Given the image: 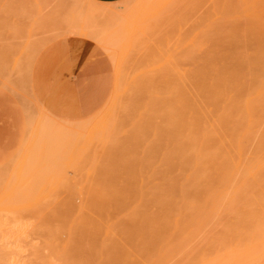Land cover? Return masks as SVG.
<instances>
[{
	"label": "rangeland",
	"instance_id": "1",
	"mask_svg": "<svg viewBox=\"0 0 264 264\" xmlns=\"http://www.w3.org/2000/svg\"><path fill=\"white\" fill-rule=\"evenodd\" d=\"M150 1L151 0H142V1L125 0L124 2H119V3H105V5L109 4L108 7H116V6H120L122 8L125 7V10L123 9V11L121 12L122 14L120 15L121 19L120 16H119L120 20L117 19L118 16L117 18L115 16V18L117 19V22L121 21V23L122 21L126 22L125 21L126 19L124 18H128L127 20L129 21H127V24L126 23L124 24L123 22V26H121L122 24L119 25L123 27V29L122 30L119 29L121 30V32L120 31L118 33L116 32L117 35L113 34V31H116V28L112 31L109 30L111 32H109L108 29L105 30L106 32L112 33V35L111 34L109 35L108 33H106L107 35H105V32H101L104 31L103 29L101 30L99 29V32L101 34L100 33L98 34V31L96 29L97 32L96 35L95 32L92 33L93 30H95V27L93 28L91 33L90 30L88 31L85 30L86 32H84L82 31L83 29H88L86 28V26L82 28L81 26L83 25L79 26V24H76V21L74 22L73 20H78L77 18L72 20L70 19L72 17L74 18L73 15L71 16V12L72 11L75 12V9L77 10L80 9L77 8V6L80 5L81 3L85 4L86 0H79V2L78 0H0V197H1L0 206L3 205L2 206L3 208L7 205L4 203H6L7 202L6 200H8L9 198L8 197L6 198L5 195H11L10 193L12 192L14 193V191H15L14 196L17 197L19 196V198L21 196L23 197V198L21 197L22 198L21 201L19 198L18 201H15L14 198H16L17 200V197H14L12 199V201L14 200L13 201L14 204L16 202L17 205H19L18 208L10 205V207H12L11 210H13L10 211L13 213H10V211L7 210V208L5 209L3 208V210L0 209V250H1L0 258H2L3 256L6 258V259L3 258L4 261L1 260L0 264H2V262L3 263L6 262L7 264L9 263L11 264V262L13 264H29V263L30 264H56V263L58 264H189L188 261L194 258L193 255L195 256L194 259L195 262H193L192 260L193 262L192 264H195L197 261H198L197 263H199V261L205 257L202 256L201 258L200 253L202 254L203 251L204 254L205 255L208 254L207 257H209L210 252L211 255L213 254L216 255L218 251L222 253L223 251H228L231 248H234L235 246H237L241 250L250 248L249 250L251 251L249 252L250 253L252 252L255 255H260L261 253H264V251L261 252L262 250H264V171H262L264 170L263 167L264 156L263 158H261L262 157L261 155L262 154L264 155V111H263L264 110V72L263 70L261 71L262 76L246 79L245 78L246 75L244 74L243 75L244 77H242V74L248 72L249 70H252V65L247 63L248 67L246 71L244 70L245 68L241 70V67H239L238 65L239 64L238 61H240L241 63L250 61L253 64V66L255 65L254 69H258V67L256 66L259 65V63L261 64L262 61H264V33H262L264 32V26L262 27V25L264 24L263 22L264 0H158V1L153 0L155 2H159V6H156L158 5L157 3ZM145 2H147V4L150 3L149 6L145 7L144 5L146 4ZM168 3H170L171 5ZM38 4L40 6L39 10H38L39 8ZM40 4L42 5V7H44L43 13ZM93 4H91V6H96L95 5L96 3ZM80 6L81 9L85 8L87 11L85 5L81 4ZM81 9L79 10L78 13H80L79 14L80 17L82 16L84 17V15H81L80 11L84 13V11ZM152 9L153 12H151ZM166 9L171 13H169ZM86 11L84 14L87 17ZM246 11H248V13ZM253 11L256 13H254ZM38 12H41L42 14ZM45 12L46 15L44 14ZM74 12H72V14H74ZM141 12H143V14H141ZM155 13H156L155 15L156 18L154 17ZM38 14L39 16L37 17ZM245 14H248V17L249 16L253 17L254 15V18H250V17L248 18ZM43 15L45 16L43 17ZM238 15L243 16L242 22H240L241 19L239 20ZM57 16L59 18H56ZM51 17L53 18L54 21L51 19ZM235 17H237L238 19H235ZM68 18L70 19V21ZM100 18L103 19V17ZM109 18L105 17V19H108V22L109 21L112 22V18L115 21L114 17H109ZM164 18L166 19V21ZM257 18H259L260 22H258V25L257 24L255 25H257V29L259 28L258 26L262 27L263 31H259L261 30V28L257 30L256 26L253 27L254 24L249 23L250 21L248 19H255V23H256ZM96 20H98V18ZM104 20H101V22L102 21L105 22L104 24L108 23L107 21ZM50 21L52 22V24ZM79 21H77V23ZM251 21L254 22V20ZM32 22L33 25H31ZM110 22L109 24L111 25ZM116 23L113 22L112 24L115 25ZM158 23L160 24L158 25L159 27H157ZM80 24H82V21ZM104 24H101V26ZM136 26L137 28H135ZM97 27L98 26H96V28ZM124 28H127V32H125L126 30H124ZM120 33L123 34V36L120 35ZM124 35L126 36V38ZM73 36L90 39L94 43L97 42L96 44L99 47H101V50L107 55L110 61L111 73L113 76V90L110 94V97L105 102V104H103L101 107H99V109H97L93 113L81 117H66L51 111L38 97L33 82L35 66L41 53L52 43L64 39L66 37H73ZM113 37L116 39H114ZM105 45L106 47H104ZM112 45L114 46L113 48H111ZM105 48L107 49L105 50ZM119 61H120L121 73L118 71ZM122 62H124L123 63L124 65L121 66ZM236 64L238 65V68H233V69L237 70L235 72L237 73V77L239 78L241 77L240 80L242 84H244L245 80H247V83H245L246 86L244 85L240 86L241 83L239 82L240 83L239 84L238 81L234 83L236 85L239 84L238 86L239 91L240 88L246 87L245 89H243L246 90V95H244L243 93L244 91L240 92L243 93V95L241 94V96L243 97V101L242 100L238 101L236 99L237 103L240 104V106L238 105L237 107V105L233 103L237 107V111L239 112L238 108H240V111L242 113L237 114L236 110H234L236 108L234 109L231 108L230 110L229 109L230 106L229 105L227 106V104L231 102L228 103L227 101L224 102L223 104V100L225 101V99L227 98L228 100L230 99V101L235 100L232 97L230 98V96L234 95L235 93L234 89H232L234 90V93L230 95H228L229 93L227 94L225 92L227 91V89H229L228 87H231V84H229L228 86L229 83L228 79H227L228 81L223 80L228 77L227 74H230L228 73L230 70H228L227 74L225 72L226 76L225 74L223 75L226 78H224L223 76L220 77L217 76L218 78L216 77L217 84L219 82L218 85H220V87L222 86L221 90L224 91L228 95V97L223 98L224 97L223 96L222 97L223 100L218 99L219 102H217L216 95L219 90L216 89V92L213 94V88L208 87V91L206 89L205 93L207 95V92H209L208 96H211L210 97L211 100L208 97L207 99H204L205 97L203 99H200L201 101L206 100L204 106L209 105L207 106L209 110L206 109L207 111L206 115L205 113H203L205 115L204 118L203 114H199V111L202 110H200L198 106L196 108L194 106L195 102L193 100L195 99V101L198 102V100H196V95L198 93L194 88L195 82L198 84L197 85L198 87L199 86L198 80L200 79L201 81L202 79L204 84L213 87V81H212L213 75L216 76V74H223L222 71L227 70L226 69L227 66L229 67V65H233L231 67L234 66L236 67L237 66ZM262 64L263 65L259 66V69L264 68V63ZM244 65L247 66L246 64ZM231 67H229V69H231ZM116 69L119 72L118 74L116 73ZM253 73H255V71ZM119 74H121L120 76L124 77L125 80L126 77L127 80L131 78L130 81L128 82L129 86L126 83L127 80L125 82L126 84L122 80L120 81L122 90L124 88L125 93L130 90L129 89L131 88L130 85H132L131 82L132 81L135 82L134 83L135 86L132 87L133 89L131 88L132 90L131 93L129 94V96L134 95L133 97H130V102L131 101L134 102L132 103L133 105L135 104L136 106L135 109H132V106L130 105L132 103L129 102V104H127L129 101V100L127 101L126 99L128 98L127 93L125 94L124 90L123 92H121L120 86H119L120 87L119 90L117 88V86L119 85V84L116 85V83H118L117 80H120L119 79L120 76L118 77ZM257 74L259 75V73ZM250 75L252 77V74ZM3 77L4 79H2ZM203 77L204 79H206L205 81ZM220 78H223L222 82H220L221 81ZM235 78L236 75L234 76L233 79ZM6 79L8 80V82ZM185 79L188 81H186ZM207 79H209V81L210 79H212L210 82L211 85H209L210 84L209 82L206 83ZM2 81L5 83H3ZM121 82L124 83V87ZM27 83H30V85ZM186 83L189 84V86L191 87L190 92L192 94L189 91L187 92L190 93L191 97H194V99L192 100L194 104L192 103L190 97L189 98L187 97L186 95L187 92L184 91L182 87L183 84L185 85ZM125 85L127 89L125 88ZM201 86H203V84ZM224 86H226L225 87L226 90ZM187 87L188 86H186L185 88L188 90ZM174 88H178V92L181 93L180 94L178 92L177 93L180 95L181 99H185V101H187L186 104L188 103L187 106L189 105L188 108L191 109V112H189V114L193 113L196 114V116L199 115L197 117H199L201 121L205 120V124H207V126L209 127L210 125H208V123L206 122L214 119L212 120L214 121V123L211 121L212 122V124L210 122L211 127L208 129L209 132L210 129H212L211 136H209V133H205L206 137L207 135L209 136L207 137L208 141H210L211 138H213L214 141L212 140L211 141L216 142L215 141L216 137L217 140H219L220 138L222 139L224 138L223 140L226 139V137L228 136L227 134L230 132L225 134L223 132L224 127L229 126V129L226 127L225 131L227 129H228L227 131L233 130L230 129V127H232L231 126L232 124L233 126H235L234 124L237 122L234 121L235 123L234 122L230 123L231 125L226 124L227 122H231L229 121L231 116H234L236 120H238L237 117H239V121L242 120V122L244 119V123L238 122L240 124L238 125L241 126V128L242 127L244 128L241 129L240 132L242 133L244 132V134L247 133V139H245L246 140L245 143H247V146L246 144L245 147L244 145H242L243 153H245V148L247 147L246 148L247 157L246 159L244 158V160L246 161L244 160L239 161L240 160L239 155L236 154L238 152H235L234 150V145L237 146L240 144L239 142L242 141H239L238 144H236L237 142L234 144V141L231 140L232 142L229 144L233 148H230L229 146V149L227 150L229 151V153H232L230 152V149H232V151L234 150L233 154L235 157L236 155H238L239 160H237V162H239L240 165H242L244 161V165L242 166L247 167L243 169V171L245 170L244 173L241 172L242 170L240 169L241 167H239L240 171L236 169L237 171L240 172V174H233L234 172L232 173V170H230L231 165H229L231 161L228 158H230V156L233 157V155H230L227 158L226 156L227 151L225 149L226 147L225 145H224L225 150L223 149L222 151H220L221 154L219 155L221 158L223 154L224 155L226 154L225 156L222 157V161L226 165L225 167L226 170L225 171L222 169L220 170V165H218V162H220V160L219 159L214 160L215 158L213 157L214 153L216 154L218 151L213 153L211 148L209 147L212 144L210 143L208 148L206 147L207 149L210 150V156L208 155L207 160L205 159L204 164H202V166L200 167L201 169H199L200 171L197 172L198 174L197 173H196L197 175L193 174L191 168L189 172H187L186 174L185 179H187V182L190 179V175L192 176L195 175L193 176L195 178V180H193L195 181L194 188L191 185L192 188L189 187L191 189H188L187 186H189L190 184L187 185L185 183L186 184L185 186L181 187L180 185V187H178L180 188V190H178L177 188L172 192L171 195L168 194L171 193V190H165V191L160 190L165 187L164 183H166L170 178L174 179L173 181H175L176 183H178L177 181H180L181 184L182 182L184 183L185 179L181 177L182 176L181 173L184 174V171H186L187 169L184 168L185 167L184 165L185 163L187 164L189 161L188 162L184 161L185 157L183 156L184 153L182 152L184 151L183 149L184 143L185 144L188 143L187 134L188 132L190 133V130H192L191 128L189 130L190 125L189 124L186 125L185 123L193 124V121H199V119L198 120L194 119L193 116L188 115L186 118L184 117L185 116L184 115L183 117L180 118V121L183 122L184 124L179 123V116L175 117L174 114L176 110L175 112L173 111L170 112L169 115V110L170 109L172 110L173 106L175 107L176 105L177 108V106L180 107L182 105L181 103L179 104L181 99H178L179 102H177L178 104L174 103L175 105H170L169 104L170 102H168V105L166 106L165 105L166 102H163L165 101L164 97L170 96L171 94L173 96V92L176 91L174 90ZM199 91L200 90H198V92ZM185 92L186 94H184ZM193 92H195L196 94L193 95ZM175 93L174 95L177 94ZM220 96L222 95L220 94ZM118 97L119 99H117ZM161 97L164 98L163 101ZM121 98L123 101L122 100L120 101ZM245 98H247V100L250 101L252 105V109L250 111L251 113H253V118H254L253 121L254 123L252 124H250V120H249L250 113L244 109L246 104V103L244 104ZM167 99L169 98L167 97ZM170 99L172 100L171 97ZM117 100L120 105L119 106L117 105L116 109L117 108L119 109L121 107H123L124 109V112L122 110L121 112H119V114L122 115L124 113H127V116L129 117V115H131L133 111L134 113L129 118H127V116L124 114L125 119L124 118L122 119V123L124 120L125 122L123 124L122 123L118 124L116 121V125L118 124L119 126L117 127L115 126V128L117 129L114 128L112 132L111 138L113 137V139H111L110 141L111 143L108 142L109 144L106 145H102L99 143L98 145L94 146L92 150H90L91 154H87V155L90 157V155L92 156V154L95 151L97 160L94 157L95 155H93L94 157L93 159H95L96 161L95 160L90 161L89 159L87 162L86 161H82L81 163L79 162V165L81 164L83 167L79 165L77 167V164H75L77 168L71 165L69 167L63 166L62 172L65 176L64 183L58 187L56 193L52 194L51 193L52 183L50 182L51 183L50 185L47 181V179L49 178L46 179L45 176H47V174L53 170L52 167H54L53 164L55 162L56 165L59 164V166L60 164H62L63 161L59 163L60 160L56 159V157L61 156L60 152L61 154H63L62 153L63 148L64 147L70 148L73 145H75L74 144L76 143L74 137L75 132L73 133V131H77L76 129L78 128L79 130L76 132V135H78L79 133L81 135L82 133L83 134L85 133L84 135H82V138L85 139L86 134L89 133L88 132L89 129L91 127H95L99 123L98 121L100 119H101L100 121L104 120L106 115H108L109 112L112 110L113 105L111 106V102L112 104H117L116 102ZM152 102L154 104L158 102L159 103L157 105L155 104L154 106H152L153 105ZM39 103H41V106ZM200 103L201 102H199V104ZM218 103L219 104L221 103L222 109L219 107ZM107 104L108 106L110 105L111 107H108ZM161 104L165 105L166 107L164 106L165 108L164 107L162 108ZM43 105L46 107L45 110H42V108L43 109L45 108ZM124 105L129 106V109H127V111L129 112H125V109L128 108V106L124 108L125 107ZM169 105L171 106V108ZM211 105H213V107L215 106V108L211 107ZM230 105H232V103ZM36 106H40L41 108L40 111ZM187 106L185 105V107ZM235 106H231V107H235ZM225 107L227 108V110L224 109ZM197 108L199 109L198 113L196 111ZM114 109L113 111L115 115L118 116V114H116V111L118 109L117 110ZM202 109H204V107ZM212 109L214 110L212 111ZM103 110L105 111V113ZM41 111L43 112L44 116L45 113L46 115L48 114V116L50 115L55 116L52 117L54 120L51 118V116L49 117L51 119L48 120L47 118L48 116H46L45 118H47L48 122L49 121L57 122L58 121L57 119H60L59 121L62 122L63 125L62 124L59 125L60 122L58 121L56 127L61 126L62 128L59 127L61 129L60 131L61 134L58 133L59 135L57 134V136H56V131L59 132L58 127L57 128L55 127L57 129L55 133L54 131H52L54 129L53 127H52L53 129L49 131V133L52 132V134H47L48 132L46 131L47 137H49L48 139L50 140V142L51 140L53 141V143L56 142L54 143V145H52L53 148L56 146L55 149L52 150V147L48 148V150L51 149V151H53L51 152L49 150L48 152H51V154L55 153L54 154V156L56 155L55 160L53 159L54 156L51 155L50 153H49L50 157H48L49 155L46 152L47 145H45V143L43 144L41 143L46 138L44 134H43V138L39 142L44 146L41 145L39 147L40 144L37 145L40 149V152L42 150L41 149L42 147L45 148V152L48 156L45 155L44 149L42 151L46 156L45 158L47 160L53 157L51 160H49L50 162L52 161L51 162L52 165L51 167H49L50 169L47 166H50L51 163L46 160L44 161H46L47 166L46 164H44V168L43 166L42 167H40V165L38 166V168L40 167L43 169V170L40 169L41 171L38 172L42 173V171H44V173H42L41 175L42 176L43 174L45 175L43 177H40L41 175L38 173L39 177L45 178L46 180V181L45 180L41 181L42 179L39 180L40 178H38L39 184L40 182H42V184L45 183V185H47L50 188V190H47V187L42 184H41L42 186H40L41 189L38 188V186L37 187L34 186L37 185L38 183L33 184L34 190L35 188H38L40 189V191L42 190V193H39L40 191L38 192L37 189H36L37 192L33 191V189L31 188L32 190L29 191V194L27 193L28 196L29 195L33 196L32 198H30L31 196L28 197L26 196L27 194L25 195L23 191H20L22 185L19 184L20 182H18L17 177L15 178L14 173H15V166L21 160V157L23 156L22 154L25 153L27 146L32 140L33 132L35 131L34 125L36 126L39 118L43 116ZM166 111L168 112V114ZM184 111H182V113H184ZM208 111L211 113L209 114ZM228 111L229 113H231V115L228 114ZM177 112L180 114L179 111ZM225 113L227 117L223 121ZM219 114L222 116H220ZM214 115L215 117H213ZM218 115L220 117H218ZM206 116H208L209 119L206 118ZM95 117H99L100 119L95 120L97 119ZM119 117L121 116L119 115ZM138 117H140V119ZM240 117H242L241 120ZM28 119L33 121H31V123L27 122L28 123L27 124L25 121H27ZM36 119L37 122L34 121ZM41 120H43L44 122L47 121L46 119L44 120V117H42ZM86 120L89 123L91 122L92 126L88 122H86ZM63 121L66 122V125L64 124ZM118 121H120V119ZM32 122H34V125ZM68 122H70V124ZM78 122L80 123L78 124ZM93 122H96V125H94L95 123L93 124ZM53 123L52 125L54 126ZM75 123H77V125H75ZM84 123L85 125L86 123H88L89 127L91 126L87 131L86 129H83L87 133L81 132L80 130V127L85 126ZM31 124L33 126H31ZM47 124H49V127L51 128V124L46 123V126H48ZM180 124L185 125V127L187 126L186 129L188 132L185 130L186 135L184 133L185 127ZM215 124L219 128V131L220 130L222 131L221 133L222 137L218 135L220 137L219 139L217 136L218 130L216 129ZM221 124L222 126H220ZM42 125H43L42 128L46 129V127H44L45 124L43 123ZM30 126L32 129L34 128L33 132L32 129H30L31 133L29 132ZM49 127H47V130L50 129ZM68 127L69 129L72 130L73 133L71 134L70 132L71 135L70 138L73 137L71 139L75 141V142L73 141V144H69V145L66 144L68 140L67 141L64 140L62 143L58 142L63 140L62 138L64 139L68 138L67 137L69 135L67 133ZM87 127L88 126H86V128ZM199 127H197V129ZM66 128L67 131L65 130ZM24 129H28V130L25 131ZM62 129L64 133H66V135L68 134L67 136H65L64 133L62 134ZM197 129H194L195 136L197 133L200 132V131L196 132ZM115 130L116 132H114ZM205 130L207 131L206 128L204 129V131ZM234 130L236 129L234 128ZM244 130L246 131V133ZM235 132H237V130ZM235 132L232 131V133ZM29 133L32 136L30 135L31 140L28 143V141H25V138L26 140L30 139ZM232 133H230L229 135H231V137H233L234 140L235 135L232 136ZM192 134L193 133H191V135ZM244 134L241 135V138H239L240 136L238 137L236 135L237 139H241V140L244 139V137L242 138V136H246ZM81 135L78 136V139L76 136V139L79 140L80 138L81 140ZM58 136L60 138H58ZM205 136L201 135V142L198 140L199 141L198 145L197 142L193 140L195 139V137H192L193 139L191 138V142L194 141L195 145L199 146L197 147L198 150L200 149L199 152L201 151V148H203L205 152L203 153L208 154L209 151L206 152L205 149V146L208 145V143L206 145L207 141H205L206 139ZM54 138L58 140H54ZM228 138L227 141L230 140ZM84 139L81 140V143ZM197 139L198 138L196 137L195 140L197 141ZM182 140L184 141L183 144H182L183 142ZM223 140L222 142H220L222 143V145H223ZM26 142L28 145L26 144ZM46 142L48 141L46 140ZM53 143H49V144H53ZM58 143L59 144L61 143L60 144L61 147L58 145L59 149L62 148L60 152L57 147ZM79 143L76 144L79 145ZM201 143L203 147L201 146ZM216 143L218 144V142ZM24 144L26 145L25 147ZM192 145L194 146V144ZM212 145H213L212 148L219 149L217 146H215L216 144L215 145L212 144ZM56 149H58L57 150V152H59L58 155L55 151ZM187 151H185V156H187L186 155ZM190 151L191 150H189L188 153ZM194 151L196 150L194 149ZM194 151L193 153L196 154L197 156L198 153L197 152L195 153ZM43 153H41L40 156H43L42 155ZM64 154H63L64 157L70 155V154L68 155L67 154L64 155ZM190 154L191 153H189L188 156ZM40 156L39 154H37L34 158L36 157L38 158ZM196 156L193 157V159L196 158ZM191 157L192 154L188 158ZM210 157H212V160ZM90 158L92 159V157ZM199 159L200 158H197V160ZM260 159H262L263 161H261ZM44 161H42V163ZM68 161L69 160H67V162ZM233 161L234 160L232 159V162ZM36 162H38V160ZM36 162L34 166L37 165ZM67 162H65V164H67ZM256 162H258L259 165ZM260 162L262 164L261 168H260L261 165ZM38 163L40 164V161ZM191 163L193 162H189L187 167H189V165L191 166ZM255 164L257 168L259 167V169L256 168ZM233 165L232 167L235 168L237 163L234 166ZM205 166H207L206 168H208V166L211 167H209L210 169L209 168L206 169ZM216 166L219 169H217ZM203 167L205 168V171ZM92 168H94L93 171H91ZM192 168L193 170H195L198 167L192 164ZM236 168H238V166ZM47 169H49L50 171ZM57 169L59 170V168ZM253 169H257V170L252 171ZM46 170L49 172H47ZM56 171L54 173H56ZM89 171L91 172V174ZM50 174L48 176H50ZM52 176L53 175H51L50 177L53 178ZM35 178H37V176ZM35 178L33 177V179ZM166 179L168 180L166 181ZM11 185L12 186L16 185V186H13L12 188ZM42 187H46V188L43 189ZM185 187L187 188L183 190L182 188ZM9 189L11 191H9ZM13 189L14 191H12ZM44 190L45 193L48 192L49 194L50 192L52 194L50 199L44 200L42 199V197L40 198V196H43L42 194ZM102 190H104L107 193L105 195L101 194L102 192H104ZM151 190H154L155 193L154 191L150 192ZM31 191H33L34 193H32ZM90 191L91 192L93 191L94 194L90 193ZM112 191L113 192L116 191V193L115 192L113 193ZM144 191L146 193L149 192L151 200L148 199L149 195L147 196V194H145ZM7 192L8 194H6ZM96 192L98 196L96 195ZM136 193L141 195L140 196L136 195ZM36 194L39 196L37 197ZM151 194L153 195L156 194L157 196L152 195L154 197L153 198ZM106 195L107 196L109 195V198ZM136 196H138L137 197L138 199L136 200L135 198V200L132 201L133 197ZM36 197L38 200L37 203L35 202ZM143 197H144V201L142 200ZM157 197L158 199H156ZM159 197L160 198L163 197L161 199L165 201L166 204L165 202L160 200ZM33 198L35 199L34 201H32ZM95 198L98 200V202L97 200H95ZM171 198L174 199L173 203L170 201ZM99 199L100 200L103 199V200L100 201ZM104 199L106 200L104 201ZM158 201L159 202L161 201V204H158ZM27 202L29 206H27L26 204ZM22 203H24L25 205L23 206ZM122 203L123 205H121ZM157 204L159 205V207L157 206ZM94 205L97 208H95ZM6 207H8V205ZM104 208L106 209L104 210ZM6 211L9 212L10 214H7ZM134 211L135 212L139 211L140 213L139 212L135 213ZM135 214L137 215L135 216ZM129 216L131 217L133 216L134 219ZM136 220L137 222H135ZM135 225L137 226V228ZM119 229H123V230H119ZM114 231H116L117 233H115ZM124 234L127 235L125 236ZM143 242L144 243L146 242L147 244L146 243L144 244ZM227 246L228 248H226ZM194 251H196L197 253ZM191 254L193 255L190 256ZM56 256L58 257L57 259Z\"/></svg>",
	"mask_w": 264,
	"mask_h": 264
},
{
	"label": "bare ground",
	"instance_id": "2",
	"mask_svg": "<svg viewBox=\"0 0 264 264\" xmlns=\"http://www.w3.org/2000/svg\"><path fill=\"white\" fill-rule=\"evenodd\" d=\"M141 1H142V0H141ZM151 1H153V0H151ZM151 1H150V2H151ZM155 1H158V0H155ZM155 1H153V2H155ZM78 2H79V0H78ZM83 2H84V1H83ZM86 2H87V4H86ZM86 2H85V4H84V3H81V4L85 5V7L87 8V11H86L85 8H84L85 10H84V9H81V6H80L81 4L78 5L77 8H80L81 10H83L84 13H85V11H86V12H87V17H86V15H85L82 11H80V12H81V15H84V17H83V16L80 17V15H79L80 13H78L80 9H78V10L75 9V12L72 11V12H74V14H72V12H71V16L73 15L74 18H73V17L70 18L71 20L77 18L78 20H73L74 22L76 21V24H79V26L83 25V26H81L82 28H84L85 26H86V28H88V29H83L82 31L86 32V31L90 30V33H91L92 30H93V28L95 27V30H93L92 33L95 32L96 35H97L96 29H97V31H98V34L100 33V32H99V29H100V30L103 29L104 31H101V32H105V35H107L106 33H108L109 35H110V34L112 35V33H109V32H111V31L114 30L115 28H116V31H113V34H114V35H115V34L117 35V33H118L119 31L121 32V30L123 29V27H121V26H123V22H124V21H122V23H121V21H118V22H117V19H119V16L122 15L121 12L123 11V9L125 10V7H124V6H123L124 8H122V7H120V6H116V7H108L109 4H108V5H105V3L96 2V1H94V0H86ZM122 2H124V1H122ZM128 2H129V1H128ZM93 3H96V4H95L96 6H91V4H93ZM145 3L147 4V2H145ZM148 3H149V2H148ZM155 3L158 4V5H156V6H159V2H155ZM155 3H154V4H155ZM160 3H161V2H160ZM141 4H142V3H141ZM146 4H144L145 7L149 6L150 3L147 4V5H146ZM154 4H153V5H154ZM161 4H162V3H161ZM166 4H167V2H166ZM168 4H170V3H168ZM177 4H178V2H177ZM40 5H41V4H40ZM93 5H94V4H93ZM153 5H152V6H153ZM170 5H171V4H170ZM38 6H39V4H38ZM79 6H80V7H79ZM167 6H168V5H167ZM167 6H166V7H167ZM150 7H151V6H150ZM43 8H44V7H42V5H41L42 13L44 12V11H43ZM82 8H83V7H82ZM136 8H137V7H136ZM136 8H134V9H136ZM156 8H157V7H156ZM169 8H170V7H169ZM174 8H175V7H174ZM39 9H40V6H39L38 10H39ZM46 9H47V8H46ZM46 9H45V10H46ZM127 9H128V8H127ZM132 9H133V8H132ZM167 9H168V8H167ZM167 9H166V10H167ZM247 9H248V8H247ZM47 10H48V9H47ZM47 10H46V11H47ZM173 10H174V9H173ZM40 11H41V10H40ZM76 11H77V12H76ZM131 11H133V10H131ZM139 11H140V10H139ZM145 11H146V9H145ZM167 11H168V10H167ZM167 11H166V12H167ZM248 11H249V10H248ZM248 11H246V12L248 13ZM133 12H135V11H133ZM137 12H138V11H137ZM151 12H153V9H152ZM151 12H150V13H151ZM166 12H165V13H166ZM168 12H169V11H168ZM250 12H251V11H250ZM253 12H254V11H253ZM38 13L42 14L41 12H38ZM61 13H62V12H61ZM169 13H171V12H169ZM254 13H256V12H254ZM35 14H36V13H35ZM44 14L46 15V12H45ZM49 14H50V12H49ZM69 14H70V13H69ZM126 14H127V13H126ZM130 14H131V13H130ZM130 14H129V15H130ZM132 14H133V13H132ZM135 14H136V13H135ZM137 14H138V13H137ZM141 14H143V12H141ZM166 14H167V13H166ZM45 15H43V17H44ZM53 15H54V14H53ZM55 15H56V14H55ZM78 15H79V16H78ZM133 15H134V14H133ZM144 15H145V14H144ZM155 15H156V13L154 14V17H155ZM162 15H163V14H162ZM167 15H168V14H167ZM169 15H170V14H169ZM240 15H243V14H240ZM240 15H238V18H239V20L241 19L240 22H242V20H243L242 17H243V16H240ZM245 15L248 17V14H245ZM249 15H250V14H249ZM38 16H39V14L37 15V17H38ZM50 16H51V15H50ZM59 16H60V14H59ZM71 16H70V17H71ZM76 16H77V17H76ZM115 16H116V18H117V16H118V18L116 19ZM123 16H124V15H123ZM123 16H122V17H123ZM131 16H132V15H131ZM160 16H161V15H160ZM170 16H171V15H170ZM239 16H240V17H239ZM256 16H257V15H256ZM256 16H255V18H256ZM258 16H259V14H258ZM48 17H49V16H48ZM78 17H79V18H78ZM100 17H103V19L100 18ZM105 17H108V18H109V17H114V18H115V21H114L113 18H112V22L109 21V22L111 23V25H110L109 22H108V19H105ZM126 17H127V16H126ZM140 17H141V16H140ZM167 17H168V16H167ZM173 17H174V16H173ZM249 17H250V16H249ZM249 17H248V18H249ZM35 18H36V17H35ZM40 18H41V17H40ZM49 18H50V17H49ZM56 18H59V17L57 16ZM56 18H55V19H56ZM83 18H84V19H83ZM97 18H98L99 22H98V20H96ZM99 18H100V19H99ZM130 18H131V17H130ZM155 18H156V17H155ZM162 18H163V17H162ZM238 18L235 17V19H238ZM250 18H254V15H253V17H250ZM259 18H260V17H259ZM259 18H257L256 23H255V19H248V20L250 21L249 23L254 24L253 27L256 26V29H257L258 22H260ZM51 19L53 20L52 17H51ZM68 19H69V18H68ZM68 19H67V20H68ZM70 19H69V21H70ZM79 19H80V21H79ZM104 19H105V20H104ZM109 19H110V18H109ZM120 19H121V16H120ZM120 19H119V20H120ZM124 19H126V20H125L126 22H124V24H125V23L127 24V21H129V20H127L128 18H124ZM133 19H134V18H133ZM164 19H165V18H164ZM167 19H168V18H167ZM262 19H263V18H262ZM37 20H39V19H37ZM93 20H96V21H93ZM101 20L107 21L108 23L104 24L105 22H103V21L101 22ZM156 20H157V19H156ZM251 20H254V22L251 21ZM33 21H34V20H33ZM53 21H54V20H53ZM73 21H72V22H73ZM77 21H79V22L77 23ZM81 21H82V24H80ZM131 21H132V20H131ZM152 21H154V20H152ZM161 21H162V20H161ZM165 21H166V19H165ZM30 22H31V21H30ZM45 22H46V21H45ZM47 22H48V21H47ZM50 22H51V21H50ZM67 22H68V21H67ZM74 22H73V23H74ZM94 22H97V23H94ZM113 22H114V23L117 22V23H116L115 25H113V24H112ZM119 22H120V23H119ZM148 22H149V21H148ZM263 22H264V21H263ZM98 23H99V24H98ZM100 23H101V24H104V25L101 26ZM161 23H162V22H161ZM51 24H52V22H51ZM95 24H96V26H98L97 28H96ZM108 24H109V25H108ZM120 24H122V25L119 26ZM131 24H132V23H131ZM162 24H163V23H162ZM252 24H251V26H252ZM255 24H257V25H255ZM259 24H260V23H259ZM261 24H262V23H261ZM31 25H33V22H32ZM68 25H69V24H68ZM74 25H75V24H74ZM74 25H73V26H74ZM107 25H108V26H107ZM112 25H113V26H112ZM117 25H118V26H117ZM158 25H160V24L158 23V24H157V27H159ZM73 26H72V28H73ZM76 26H77V25H76ZM76 26H75V27H76ZM100 26H101V27H100ZM104 26H105V27H104ZM114 26H115V27H114ZM134 26H135V25H134ZM161 26H162V25H161ZM263 26H264V24L262 25V27H263ZM32 27H33V26H32ZM68 27H69V26H68ZM70 27H71V26H70ZM81 27H80V28H81ZM107 27H109L110 29L107 28ZM113 27H114V28H113ZM120 27H121V28H120ZM124 27H125V26H124ZM132 27H133V26H132ZM138 27H139V26H138ZM141 27H142V26H141ZM155 27H156V26H155ZM258 27H259V28H258L257 30H259V29L261 28V30H259V31H263L262 27H260V26H258ZM82 28H81V29H82ZM89 28H91V29H89ZM117 28H118V30H117ZM127 28H128V26H127ZM127 28H124V30H126L125 32H127ZM135 28H137V26H136ZM135 28H134V29H135ZM30 29H32V28H30ZM106 29H108V31H109V30H111V31L106 32V31H105ZM119 29H121V30H119ZM132 29H133V28H132ZM71 30H74V29H71ZM71 30H70V31H71ZM85 30H86V31H85ZM124 30H123V31H124ZM135 30H136V29H135ZM139 30H140V29H139ZM154 30H155V29H154ZM254 30H255V28H254ZM137 31H138V30H137ZM116 32H117V33H116ZM129 32H130V31H129ZM129 32H128V33H129ZM29 33H30V32H29ZM72 33H73V32H72ZM88 33H89V32H88ZM262 33H264V32H262ZM100 34H101V33H100ZM103 34H104V33H103ZM125 34H126V33H125ZM130 34H131V33H130ZM18 35H19V34H18ZM120 35L123 36V34H121V33H120ZM83 36H84V33H83ZM124 36H125V35H124ZM128 37H129V36H128ZM136 37H137V36H136ZM178 37H179V36H178ZM17 38H18V37H17ZM102 38H103V37H102ZM113 38H114V37H113ZM123 38H124V37H123ZM123 38H122V39H123ZM125 38H126V36H125ZM134 38H135V37H134ZM143 38H144V37H143ZM103 39H104V38H103ZM114 39H116V38H114ZM105 40H107V39H105ZM111 40H112V39H111ZM123 40H124V39H123ZM136 40H137V39H136ZM129 41H130V40H129ZM133 41H134V39H133ZM96 43H97V42H96ZM24 44H25V43H24ZM24 44H23V45H24ZM117 44H118V43H117ZM104 47H106V45H105ZM113 47H114V46L112 45L111 48H113ZM106 49H107V48H105V50H106ZM109 49H110V48H109ZM113 50H114V49H113ZM120 50H121V49H120ZM127 51H128V50H127ZM20 54H21V53H20ZM113 54H114V53H113ZM118 54H119V53H118ZM116 55H117V54H116ZM116 55H115V56H116ZM119 55H120V54H119ZM119 55H118V56H119ZM166 55H167V54H166ZM110 56H111V55H110ZM115 56H114V57H115ZM112 57H113V55H112ZM114 59H115V58H114ZM122 59H123V58H122ZM116 60H117V59H116ZM247 61H248V60H247ZM115 62H116V61H115ZM125 62H126V61H125ZM238 62H239L238 65H239V67H241V70H243V69L245 68V69H244L245 71L247 70V67H248V64H247V63H249V64L252 65V70H249L248 72H246L247 74H246V73H243V74H242V77H244V76H243L244 74L246 75V77H245L246 79H251V78H253V77H259V76H262V72H261V71L263 70V72H264V68H263V69H259V66H260V65H263L262 63H264V61H262L261 64L259 63V65L256 66V67H258V69H254L255 65L253 66V64H252L250 61L245 62V63H243V62L241 63L240 61H238ZM117 63H118V62H117ZM117 63H116V64H117ZM123 63H124V62L121 63V66L124 65ZM235 63H236V62H235ZM18 64H19V63H18ZM242 64H243V65H242ZM244 64H246L247 66H245ZM257 64H258V63H257ZM15 65H16V64H15ZM236 65H237V64H236ZM238 65H237L236 67H235V66H234V67H231V66H233V65H229V67H231V69H232L233 71H232L231 69H229V67L227 66V68L225 67L227 70H225V68H224L225 71H222L223 74H216V76L213 75V78H212L213 80L210 79V81H209V79H207V82H206V83H208V82L210 83L211 80L213 81V87L204 84V82L202 81V79H201V81H200V79L198 80V81H199V86H201V85L203 84V86H201V87H199V86L197 87L198 84L195 82L194 88L196 89V91H197V93H198L197 95L199 96V97H198V96L196 95V100H198V102L195 101L194 97H191V95H190V93H191V92H190V91H191L190 88H191V87L189 86V84H187V83L185 84L186 86H188V87H187L188 90L185 88L186 86L183 84L182 87H183L184 91H186V92L189 91V92H190V93L187 92V94H186V92H185L184 94H186L188 98L190 97L191 101L194 99L193 101L195 102V104L193 103V101H192V103L194 104L195 108L198 106V108H200V110L203 111V112H202V111H199V109L197 108V110H196L197 113H198V111H199V114H203V113H205V115H206V112H207L206 109H208L207 106H209V105L204 106L205 103H206V100H205V101H201L200 99H203L204 97H205L204 99H207V97H208V98L211 97V96H208V95H209V92H207V95H206V93H205V92H206V89H207V91H208V87L213 88V94L216 92V89L219 90V91L217 92V95H216L217 102H219L218 99H219V100H220V99L223 100V98L228 97V95L234 93V90H235L234 95L230 96V98L232 97V98H234L235 100H233V101L231 100V101H230V99L228 100V98H227V99H225V101L223 100V104H224V102H227V101H228V103L231 102L232 105H230L231 103L227 104V106H228V105L230 106L229 109L231 110V108H233V109L236 108V109H234V110H236L237 114H238V113H242V112L240 111V108H238V109H239V112L237 111V107H238V105L240 106V104L237 103V100H238V101H240V100L243 101V97L241 96V94L243 95V93H244V95H246V90H243V89H245L246 87H244V88H243V87L240 88V91L238 90V86H239V84H240V83L242 84V82H241V80H240L241 77H240V78L237 77V73H235L237 70H236V69H235V70L233 69V68H238ZM116 68H117V67H116ZM118 68H119L118 71L120 72V69H121V67H120V61H119V67H118ZM228 70H230V71L228 72V73H230V74H227V71H228ZM118 71H117V69H116V73H117V74L119 73ZM231 71H232V72H231ZM245 71H244V72H245ZM250 71H251V72H250ZM254 71H255V73H253ZM256 71H257V73H259V75L256 73ZM125 72H126V71H125ZM225 72H226V74L228 75L227 78L223 76V75L225 74ZM120 73H121V72H120ZM123 73H124V72H123ZM123 73H122V74H123ZM231 73H232V74H231ZM226 74H225V76H226ZM250 74H252V77H251ZM120 75H121V74H119L118 77H119ZM229 75H230V76H229ZM232 75H234V76L236 75V78H238V79H236V78L233 79L234 76H232ZM247 75H248V76H247ZM217 76H219V77H220V76H223L224 78H226V79L220 78V79H221L220 82H222V79L225 80V81H228V80H229V81H228L229 83H228V82H227V83H228V86H229V84H231V87H228L229 89H227V91H225L227 94L229 93L228 95H227L224 91L221 90V87H222V86L220 87V85H218L219 82H218V84H217V81H216V80H217V79H216ZM121 77H122V76L119 77L120 80H117L118 83H116V85L119 84V85L117 86L118 90H119L120 87H121L120 81L122 80V81L125 83L126 80H127V77H126V80H125L124 77H122V79H121ZM211 77H212V76H211ZM211 77H209V78H211ZM214 77H215V78H214ZM230 77H231V79H230ZM248 77H249V78H248ZM199 78H202V77H199ZM217 78H218V77H217ZM245 78H244V79H245ZM2 79H4V77H3ZM123 79H124V80H123ZM128 79H129V78H128ZM130 79H131V78H130ZM130 79L127 80V82H126L127 84H128V82L130 81ZM203 79H204V77H203ZM227 79H228V80H227ZM242 79H243V78H242ZM6 80H7V79H6ZM134 80H135V79H134ZM182 80H183V79H182ZM185 80H186V79H185ZM205 80H206V79H204V81H205ZM218 80H219V79H218ZM26 81H27V78H26ZM31 81H32V80H31ZM186 81H188V80H186ZM191 81H192V80H191ZM225 81H223V82H225ZM236 81H238V83H239V82H240V83H239V84L237 83L238 85L234 84V83H236ZM2 82H3V81H2ZM7 82H8V80H7ZM29 82H30V80H29ZM201 82H202V83H201ZM214 82H216V83H214ZM232 82H233L234 85L232 84ZM3 83H5V82H3ZM121 83H122V82H121ZM124 83H122V84H123V87H124ZM126 83H125V84H126ZM134 83H135V82H133V81L131 82V84L133 85V86L130 85L131 88L135 86ZM182 83H183V82H182ZM243 83H244V81H243ZM245 83H247V80H245ZM245 83L242 84V85L240 84V86H243V85L246 86ZM27 84L30 85V83H27ZM192 84H194V83H192ZM200 84H201V85H200ZM221 84H222V83H221ZM180 85H181V84H180ZM209 85H211V83H210ZM232 85H233V86H232ZM119 86H120V87H119ZM128 86H129V84H128ZM184 86H185V87H184ZM204 86H206V87H204ZM218 86H219V87H218ZM225 87H226V86H224V88H225ZM235 87H236V88H235ZM125 88H126V85H125ZM131 88H129L130 90L128 89L129 91L126 92V93H127V97H128V98H126V99H127V101L129 100L128 103H127V101H126L127 104H129V102H130V97H133V96H134V95L129 96V94L131 93V90L133 89V88H132V89H131ZM202 88H203V89H202ZM204 88H205V90H204ZM126 89H127V88H126ZM197 89L200 90V91H199L200 93L198 92ZM201 89H202V91H201ZM232 89H234V90H232ZM236 89H237V90H236ZM123 90H124V88H123ZM123 90H122V87H121V92H123ZM174 90H176V91H175L176 93L178 92V88H174ZM181 90H182V89H181ZM203 90H204V91H203ZM220 90H221L223 93H222ZM225 90H226V88H225ZM134 91H135V90H134ZM179 91H180V90H179ZM238 91H239V92H238ZM242 91H244V92H243V93H240V92H242ZM119 92H120V91H119ZM172 92H173V91H172ZM175 92H173V96H172V94H171L170 96H166V97H164L165 99L161 97V98H162V101H163V99L165 100V101H163V102H166V103H165L166 106L168 105V102H170V103H169L170 105H175L177 102H179L178 99H181V97H180V95H179L181 92H178L179 94H178V93L176 94ZM230 92H231V93H230ZM237 92H238L239 94H238ZM30 93H31V92H30ZM114 93H116V92H114ZM124 93H125V90H124ZM126 93H125V94H126ZM174 93H175L176 95H178V96L174 95ZM224 93L226 94V96H225ZM236 93H237V94H236ZM118 94H121V93H118ZM118 94H117V95H118ZM125 94H124V95H125ZM147 94H148V93H147ZM191 94H192V93H191ZM194 94H196V93L193 92V95H194ZM220 94H221L222 96H220ZM113 95H114V94H113ZM155 95H156V94H155ZM168 95H169V94H168ZM181 95H183V94H181ZM200 95H201V96H200ZM235 95H236V96H235ZM122 96H123V95H122ZM122 96H121V97H122ZM125 96H126V95H125ZM152 96H153V95H152ZM160 96H161V95H160ZM163 96H164V95H163ZM223 96H224V97H223ZM167 97H168L169 99H170V97H171L172 100L170 99V101H169V99H167ZM173 97H174V98H173ZM177 97H178V98H177ZM197 97H198V98H197ZM219 97H220V98H219ZM222 97H223V98H222ZM239 97H240V98H239ZM122 98H123V97H122ZM122 98L120 99V101L122 100ZM124 98H125V97H124ZM37 99H38V97H37ZM37 99H34V100H37ZM112 99H113V98H112ZM112 99H111V100H112ZM117 99H119V97H118ZM166 99H167V100H166ZM236 99H237V100H236ZM111 100H110V101H111ZM210 100H211V98H210ZM244 100H245V101H244V104H245V103H246V104H245V108H244V107H243V108H244L247 112L250 113L249 120H250V124H252V123H254V122H253V121H254L253 113L250 112L251 109H252V105H251L250 101L247 100V98H245ZM251 100H252V99H251ZM38 101H39V99H38ZM122 101H123V100H122ZM181 101H182V102H181ZM183 101H184L185 103H184ZM116 102H117V104H112V102H111V106L113 105L112 110L109 112V114L107 113L108 115H106V117H105L104 120L100 121L101 119H100L99 117H95V118H97V119L94 118L95 120L100 119V120L98 121L99 123H98L97 125H96V122H97V121H96V122H93V124L95 123L94 125H96L95 127H91V126H92L91 122L89 123L87 120H86V122H88V123L91 125L90 127H91L92 129L89 127V124H88V123H86V125H85V123H84L85 126H84V127H80L81 132H86L89 128L91 129V130L89 129V131H88L89 133L86 134V138H85V139L82 138V135H84L85 133H84V134L82 133V135H81V134L79 133V132H80V131H79V132H78L79 134L76 135V132L79 130L78 128L76 129L77 131H73V133L75 132L74 134L77 136V139H78V136L81 135V140L84 139L85 141L83 140L82 143H81L80 138H79V140H80V141H79V140L76 139V136L74 135L75 140H76V143H79V142H80L81 144L79 143V145H77L76 143H74L75 145H73V146H75V147L72 146V147H70V148H65V147L63 148V150H64V149H65V150H64V152H63V150H62V153H63V154L65 153V154H67V155L70 154V155H68L69 157L66 156V157H68L69 159L66 158V157H64L63 154H61L60 150H61L62 148L59 149L58 145L60 146V144H61L64 140H66V141L68 140V142H66L67 145H69V144H73V141H74V140L71 139V138H73V137L70 138V136H71V135H70V132H71V134H73V133H72V130L69 129V127H70L71 125L68 127V132H67V133L69 134V135L67 134L68 136L66 135V133H64L63 129H64L65 127L63 126L64 128L62 129V134L64 133L65 136H67L68 138L66 137L67 139H64V138H62V137H63V136H62L61 138H62L63 140L58 141V142H61L60 144H59V143L57 144V147H58V149H59V152H60V155H61V156H60V157H58V156L56 157V155L54 156L55 153L51 154V152H53V151H51V149H49L51 152H48V151H49L48 148H51L52 145H54V143H56V142L53 143L52 140H51V142H50V140L48 139L49 137H47V134H52V132L49 133V131H50L51 129H53V128H54V129H53L52 131H54V133H55V131L57 130L56 128L58 127V126L56 127V125L58 124V121H59L60 119H57L58 121H57V122H54V121H53L54 119H53L52 117H55V116H51V115H50L51 118L53 119L52 121H53L54 123L51 122V121L48 122V120H50L51 118H49L50 116H48V114L46 115L47 110H46L45 116H44L43 112L41 111V112H42V115H43V116H42V115H41V116L44 117V120H45V119L47 120V118H48V120H47L46 122H44L43 120H41L42 117L39 116V117H41V118H39L38 122H37V119L34 120V121L37 122L36 126L34 125V122H32L33 125H34V128H35V131L33 132V129H34V128H33V129L31 128V126H33V125L31 124V126L29 127V132L31 133V130H30V129H32V132H33V136L29 133V138H30V135H31V136H32V140H31V138H30V139H27V140H26V138H25V141H28V143H29L30 140H31V141H30L29 145H28L27 142H26V144L28 145V146H27V149H26L25 153L23 152L24 154H22L23 156L21 157V160H20L19 163L15 166V173H16V174L13 172L15 178L17 177L18 182H20L19 184L22 185L23 190H22V188H21L20 191H23V193H24L25 195H26L27 193L29 194V191L32 190V189H33V191H36V189H37L38 192H39L40 189H41L40 186H42V185L46 186V187H47V190H50V188H49L47 185H45V183L42 184V182H40V184H39V180H41V179H42L41 181H44V180H45V178H40V177H43V176H45V175H44V174H43V176L41 175L42 173H44V171H42V173L38 172V171H41L40 169H42V168H40V167L43 166V168H44V164H46V161H49V160H51V159L53 158V157H51V159L49 158V160H47V159L45 158L46 156L49 155V153H50L51 155L54 156V158H53L54 160H55V157H56V159L60 160L59 163H61V162L63 161L62 164H60V166H59V164H57L58 167H57V165H56V162L54 163L56 166L53 164V166L55 167V169H54V167H52L53 170L51 169V170L53 171V174H52V171L49 170V169H50L49 167H51V165H52V163H51L52 161H51V162L49 161V162L51 163V164L49 163L50 166H47V164H46V166L49 168V169H47V170H49L50 172L46 170V171L49 172V173H48L47 176H45V177H46V179L49 178V179H47V181H48V183H49L50 185H51V183H52V188H51V189H52V190H51V193H52V194H53V193H56L57 190H58V187L64 183V178H65V176H64V174H63V172H62V171H63V169H62L63 166H68V167H69V166L71 165V166H75V167H76L75 164H77V167H78L79 162H80V163H81L82 161H86V162H87L89 159H90V161H91V160L94 161V160L96 159V152L94 151V153L92 154V156L90 155V157H92V159H91L87 154H91L90 150H92V148H93L94 146L98 145L99 143L102 144V145H106V144L111 143L110 141H111V139H113V137L111 138V136H112V132H113L115 126H116V127L119 126L118 124H121V123H122V119H123V118L125 119V115L127 116V113H124L125 115H124V114H122V115L119 114V112H121L122 110H123V112H124V109H123V107L119 108L120 110L117 108V109L119 110V111H118V110L116 109V107H117V105L119 106L120 104L118 103V100H117ZM132 102H133V101H131L130 103H132ZM186 102H187V101H185V99H181V100H180L179 104H180V103L182 104V105H181L182 107L180 106L182 109H181L180 107H178V106H177V108H176V105H175V107H174V106L172 107V108H173L172 110H171V109H170V110L168 109V110H169V115H170V112H172V111L175 112V110H176V112H175L174 114H175V117L179 116V123H183V122L180 121V118L183 117L184 115H185L184 117H186V118H187V116L189 115V116H193L194 119H196V120L199 119V121H193V124H192V123H185L186 125H187V124L190 125V126H189V130H190V128L192 129V130H190V133H189V132L187 131V129H186L187 126L185 127V125H183L184 123H183V124H180V125H182V126L185 127V128L183 127V128H184V133H185V135H186L185 130L188 132V134H190V135L187 134V136H188V143H187V144H188V145L185 144L184 141L182 140V141H183L182 144L184 143V147H183L184 151L182 152V153H184L183 156L185 157V158H184V161H185V162H188V161H189V162H193V163H191V166L189 165V167H187V165L189 164V162H188L187 164L185 163V165H184L185 167H184V168H187V169H186V171H184V174L181 173V175H182L181 177H183V178L185 179V178H186V174H187V172H189L190 168L192 169V173H193V174H195V175L198 174L197 172L200 171L199 169H201L200 167L202 166V164H204L205 159L207 160L208 155L210 156V150L207 149L208 146L210 145V143H212V144H214V145L216 144L215 146H217V147L219 148V149H214V148H212V146H213L212 144H211V146H209V147L211 148V150H212L213 153H214V152H217V151L219 152V153H218V152L216 153L217 155L214 153L213 157L215 158L214 160H218V159L220 160V162H218V165H220V170L222 169V170L225 171V170H226V169H225L226 165H225V163H223V161H222V157L225 156L226 154H225V155L223 154V155L221 156V158H220V155H219V154H221L220 151H222V150L224 149L225 146H226V147H225L226 151L229 149V146H230V148H233V147H231V145L229 144V143H231L232 141H234V144H235L236 142H237L236 144H238L239 141H242V142H239L240 144L237 145V146L234 145V150H235V152H238V153H236V154L239 155V159H240V160L238 159V155H236V157L234 156V154H233L234 150L232 151V149H230V152H232V153H229V151H227V155H226L227 158H228L230 155H233V157L230 156V158H228V159L231 161V162L229 161V162H230L229 165H231L230 170H232V173L234 172L233 174H240L239 171H240V169H242L241 172L244 173L245 170L243 171V169H245L246 166L243 167L242 165H244V161H246V160H244V158L246 159V157H247V151H246V150H247V149H246L247 147L245 148V153H243V148H242L243 146H242V145H244V147H245V144H246V146H247V143H245V141H246L245 139H247V133H246V131H245L246 128H245V130H244L246 134H244V132H243V133L240 132L241 129H244L243 127L241 128V126H239L240 124L238 123V122H242V120H241L242 117H240V120H241V121H239V117H237L238 120H236V119L234 118V116H231V117H230V120H229V121H231V122H227L226 124L231 125L230 123H233L234 121H235V122L237 121V122H236L237 124L234 122V123H235L234 125H235L236 127L233 126V124L231 125L233 128L230 127V129H233V130L227 131V130L229 129V126H226V127L228 128V129L226 130V131H227V132H226V131H225L226 127H224L223 132H224L225 134L228 133V132L232 133V131L235 132V131L237 130V132L232 133V136L235 135V136H234V140H233V137H231V135H229L230 133L227 134L228 136L226 135L227 137L224 136V137H226L225 140H223L224 138H223V139L220 138L219 136H221L222 131L220 130V131H221V132H220V131H219V128H218L217 125L215 124L216 129L218 130V131H217V136L219 135V136H218V139L220 138V139H219L220 141L217 140V137H216V140H215L216 142H218V144H219V146H218V144H217L216 142H212V141H214L213 138H211L212 141H211V140L208 141V138H207V137L211 136L212 129H210V132L208 131V129L211 127L212 122L214 123V121H212V120H214V119L211 118V119H212V120H211L212 122H211V121H207L206 123H208V125H210V127L207 126V124H205V120H202V121H201V119H200L199 117H197V116H199V115L196 116V114H193V113H192V114H191V113L189 114V112H191V109L188 108L189 105L187 106L188 103L186 104ZM199 102H201V103H200L201 105L199 104ZM210 102H211V101H210ZM210 102H209V103H210ZM126 103H125V104H126ZM133 103H134V102H133ZM133 103L130 104V105L132 106V109H135L136 106H135V104L133 105ZM152 103H153V102H152ZM158 103H159V102H158ZM158 103H155V104L157 105ZM174 103H175V104H174ZM196 103H197V104H196ZM202 103H203V104H202ZM207 103H208V101H207ZM215 103H216V101H215ZM233 103L236 104L237 107H236ZM239 103H242V102H239ZM39 104H40V106H41V103H39ZM39 104H36V105H39ZM146 104H147V103H146ZM155 104L153 103V105H152V104H151V105L154 106ZM177 104H178V103H177ZM252 104H253V103H252ZM115 105H116V106H115ZM161 105H162V108L165 106V105H163V104H161ZM161 105H159V106H161ZM170 105H169V106H170ZM185 105H186L187 107H185ZM199 105H200V106H199ZM213 105H214V104H213ZM213 105H211V107H213ZM218 105H219V107L221 108V103H220V104L218 103ZM40 106H36V107H38V110H39V111H40V109H41ZM43 106H44V105H43ZM107 106H108V104H107ZM107 106H106V107H107ZM111 106L109 105L108 107H111ZM124 106H125V105H124ZM127 106H128V105H126L124 108H126ZM134 106H135V107H134ZM166 106H165V107H166ZM201 106H202V107H201ZM231 106H235V107H231ZM261 106H262V105H261ZM44 107H45V106H44ZM108 107H107V108H108ZM114 107H115V109L117 110V111H116V114H118V116L115 115V113H114V111H113ZM165 107H164V108H165ZM203 107H204V109H202ZM170 108H171V106H170ZM187 108H188L189 110H188ZM213 108H215V106H214ZM45 109H46V107H45L44 109L42 108V110H45ZM108 109H109V108H108ZM115 109H114V110H115ZM127 109H129V106H128V108L125 109V112H129V111H127ZM177 109H178V110H177ZM180 109H181V110H180ZM186 109H187V110H186ZM221 109H222V108H221ZM224 109L227 110L226 107H225ZM229 109H228V110H229ZM105 110H106V108H105ZM168 110H167V111H168ZM184 110H185L186 112H185ZM208 110H209V109H208ZM213 110H214V109H212V111H213ZM234 110H233V111H234ZM103 111H104V110H103ZM103 111H101V112H103ZM167 111H166V112H167ZM177 111H179L180 114H179ZM182 111H184V113H182ZM219 111H220V110H219ZM224 111H225V110H224ZM224 111H223V113H224ZM254 111H255V110H254ZM263 111H264V110H263ZM101 112H100V113H101ZM106 112H107V110H106ZM143 112H144V111H143ZM187 112H188V113H187ZM192 112H193V111H192ZM244 112H245V111H244ZM104 113H105V111H104ZM133 113H134V111H133ZM133 113H132V114H133ZM194 113H195V112H194ZM208 113L210 114L211 112L208 111ZM245 113H246V112H245ZM49 114H50V113H49ZM130 114H131V113H130ZM132 114H131V115H132ZM167 114H168V112H167ZM228 114L231 115V113H229V111H228ZM97 115H98V114H97ZM103 115H105V114H103ZM119 115H120L121 117H119ZM128 115H129V113H128ZM131 115H129V117H130ZM172 115H173V113H172ZM180 115H181V116H180ZM205 115L203 114V117H204V118H205ZM219 115H220V114H219ZM219 115H218V117L222 116V115H220V116H219ZM245 115H246V114H245ZM248 115H249V114H248ZM46 116H48V117L45 118ZM100 116H102V115H100ZM115 116H116V117H115ZM141 116H142V115H141ZM141 116H140V117H141ZM195 116H196V117H195ZM210 116H211V115H210ZM235 116H236V115H235ZM129 117L127 116V118H129ZM140 117H138V118L140 119ZM203 117H202V119H203ZM213 117H215V115H214ZM226 117H227V116H226V113H225L223 121L226 119ZM228 117H229V116H228ZM101 118H103V117H101ZM118 118L120 119L121 122L118 121V120H119ZM206 118L209 119L208 116H206ZM216 118H217V117H216ZM243 118H244V117H243ZM246 118H247V117H246ZM116 119H117V120H116ZM208 119H206V120H208ZM219 119H220V118H219ZM29 120H30V119H28V120L25 121V122H26V123H27V122L31 123V121H33V120H30V121H29ZM55 120H56V118H55ZM91 120H92V119H91ZM246 120H247V119H246ZM42 121H43V123L45 124L44 127H46V129H45V128H42V126H43V125H42V124H43ZM61 121H62V120H61ZM83 121H84V120H83ZM93 121H94V120H93ZM116 121H117V123H118L117 125H116ZM59 122H60V121H59ZM63 122H64V121H63ZM84 122H85V121H84ZM119 122H120V123H119ZM124 122H125V120L123 121V123H124ZM135 122H136V121H135ZM195 122H196V123H195ZM197 122H198V123H197ZM200 122H202V123H200ZM210 122H211V124H210ZM46 123H50V124H51V128L49 127V124H47L48 126H46ZM52 123L54 124V126L52 125ZM68 123L70 124V122H68ZM79 123H80V122H78V124H79ZM123 123H122V124H123ZM215 123H216V121H215ZM221 123H222V121H221ZM242 123H244V119H243V122H242ZM242 123H241V124H242ZM259 123H260V122H259ZM24 124H25V123H24ZM27 124H28V123H27ZM61 124L63 125L62 122H60L59 125H61ZM64 124L66 125V122H64ZM69 124H68V125H69ZM72 124H73V122H72ZM81 124H82V123H81ZM87 124H88V125H87ZM194 124H195V125H194ZM238 124H239V125H238ZM248 124H249V123H248ZM75 125H77V123H75ZM191 125H193V126H191ZM198 125H199L200 127H199ZM203 125H204V126H203ZM243 125H244V124H243ZM86 126H88V127L86 128ZM201 126H202V127H201ZM205 126H207V127H205ZM220 126H222V124H221ZM220 126H219V127H220ZM260 126H261V125H260ZM26 127H27V126H26ZM26 127H25V128H26ZM47 127H49L50 129L47 130ZM52 127H53V128H52ZM55 127H56V128H55ZM59 127L62 128L61 126H59ZM59 127H58V128H59ZM192 127H193L194 129H197V127H199V128L196 130V132H197V131H200V132L197 133L196 136L194 135V133H195L194 131H195V130H194ZM195 127H196V128H195ZM246 127H247V126H246ZM23 128H24V127H23ZM27 128H28V127H27ZM60 128L58 129L59 132L56 131V136H57L58 133L61 134V132H60L61 129H60ZM71 128H72V127H71ZM201 128H203V129H201ZM205 128L207 129V131L205 130L206 132L204 131ZM234 128H235L236 130H234ZM83 129H86V131L83 130ZM115 129H117V128H115ZM200 129L203 130V131H201ZM222 129H223V128H222ZM238 129H239V130H238ZM24 130L26 131V130H28V129H24ZM43 130H45V131H43ZM65 130L67 131V128H66ZM70 130H71V131H70ZM46 131L48 132L47 134H46ZM66 131H65V132H66ZM192 131H193V132H192ZM242 131H243V130H242ZM44 132H45V133H44ZM114 132H116V130H115ZM203 132H204V133H203ZM238 132H239V133H238ZM262 132H263V131H262ZM86 133H87V132H86ZM191 133H193V134L191 135ZM201 133H202V134H201ZM205 133H209V136L207 135V137H206V136H205V135H206ZM218 133H219V134H218ZM240 133H241V134H240ZM43 134H44V136H45L46 138H45V139L43 140V142H41V143H42V144L45 143V145H47V147H46V146H45V147L47 148L46 152L48 153V155H47L46 152H45V148L42 147L41 149H42V150L44 149V153H45L46 156L44 155L43 151L41 150V152H40V149H39V147L42 145V144H40L39 142H40L41 139L43 138ZM45 134H46V135H45ZM59 134H58V135H59ZM163 134H164V133H163ZM198 134H199V136H198ZM242 134L246 135V136H242V138L244 137V139H242V140H241V139H237V136H238V137L240 136L239 138H241V135H242ZM185 135H184V137H185ZM201 135H204V136L206 137L205 141H207V142H206V145H207V143H208V145L205 146V149H206V152L209 151L208 154H204L205 152H204V149H203V148H201V151H200V152H199L200 149L198 150V148H197V147H199V146H197L198 143H199V141L201 142ZM236 135H237V136H236ZM52 136H54V135H52ZM56 136H55V138H56ZM65 136H64V137H65ZM72 136H73V135H72ZM83 137H84V136H83ZM184 137H183V138H184ZM192 137H195V139H196V137H197V138H198L197 141H196L195 139H193ZM221 137H222V136H221ZM228 137H230V138H228ZM51 138H52V137H51ZM51 138H50V139H51ZM55 138H54V140H58V139H55ZM58 138H60V137L58 136ZM152 138H153V137H152ZM191 138H192L195 142H197V145H195V142H194V141H192L193 143L191 142ZM214 138H215V136H214ZM227 138L230 139V140L227 141ZM231 138H232V139H231ZM221 139L223 140V145H222V143H220V142H222ZM46 140H47L49 143H53V144H49L48 142H46ZM120 140H121V139H120ZM185 140H186V139H185ZM198 140H199V141H198ZM231 140H232V141H231ZM77 141H79V142H77ZM133 141H134V140H133ZM189 141H190L191 143H190ZM226 141H227L228 143H227ZM23 142H24V141H23ZM74 142H75V141H74ZM108 142H109V143H108ZM125 142H126V141H125ZM148 142H149V141H148ZM46 143H47V144H46ZM64 143H65V142H64ZM189 143H190V144H189ZM243 143H244V144H243ZM39 144H40V145H39ZM129 144H130V143H129ZM192 144H194L195 147H194ZM232 144H233V143H232ZM22 145H23V144H22ZM37 145H39V147H38ZM50 145H51V146H50ZM190 145H191L192 147H191ZM224 145H225V146H224ZM227 145H228V146H227ZM25 146H26V145L24 144V147H25ZM42 146H44V145H42ZM48 146H50V147H48ZM62 146H63V144H62ZM64 146H65V145H64ZM123 146H124V145H123ZM185 146H186V147H185ZM201 146L203 147L202 143H201ZM220 146H221V147H220ZM55 147H56V146H55ZM55 147H54V148L52 147V150L55 149ZM60 147H61V146H60ZM67 147H68V146H67ZM206 147H207V148H206ZM227 147H228V148H227ZM144 148H145V147H144ZM221 148H222V149H221ZM58 149L55 150L56 153H57V155H58V153H59V152H57ZM71 149H72V150H71ZM135 149H136V148H135ZM192 149H193V150H192ZM194 149H195L196 151H194ZM225 149H224V150H225ZM67 150H68L69 153L67 152ZM187 150H188V151L191 150V151L189 152V153L192 154V157H191V158H188L189 156H191V154L188 156L189 153H188ZM197 150H198V151H197ZM213 150H214V151H213ZM37 151L40 152V153H38ZM185 151H187V154H186L187 156H185ZM193 151H194L195 153H196V152L198 153L197 156H196V154L193 153ZM203 152H204V153H203ZM41 153H43V154H42L43 156H40ZM144 153H145V152H144ZM200 153H201L202 158H201V156H200ZM262 153H263V152H262ZM37 154H39L40 157H38V158H37V157L34 158ZM65 154H64V155H65ZM93 155H95V156H94L95 159H93V158H94ZM130 155H131V154H130ZM86 156H87V157H86ZM195 156H196V158L193 159V157H195ZM204 156H205L206 158H205ZM215 156H216V157H215ZM243 156H244V157H243ZM261 156H262L261 158H263L264 155L262 154ZM48 157H50V155H49ZM48 157H47V158H48ZM63 157H64V160H63ZM84 157H85L86 159H85ZM259 157H260V156H259ZM44 158H45V159H44ZM59 158H60V159H59ZM65 158H66V161H65ZM83 158H84V159H83ZM180 158H181V157H180ZM197 158H200L199 160H200V162H202V163H200L199 160H197ZM210 158H211V160H212V157H210ZM41 159H42V160H41ZM99 159H100V158H99ZM195 159H196V160H195ZM202 159H203V160H202ZM228 159H227V160H228ZM232 159L234 160V161H233V162H234V165L237 163V165L235 166V168L232 167V165H233ZM35 160H36V161L38 160V162L40 161V164H39L38 162H36ZM44 160H46V161H44ZM67 160H69V161L67 162ZM96 160H97V159H96ZM96 160H95V161H96ZM237 160H239V161L244 160V161H243L242 165H240L239 162H237ZM260 160L263 161L262 159H260ZM260 160H259V161H260ZM42 161H44V162L42 163ZM173 161H174V160H173ZM176 161H177V160H176ZM35 162H36V164H37L36 166H34V165H35ZM65 162H67V164H69V165L65 164ZM221 162H222V163H221ZM227 162H228V161H227ZM63 163H64V164H63ZM88 163H89V162H88ZM107 163H108V162H107ZM220 163H221V164H220ZM256 163L258 164V162H256ZM41 164H42V165H41ZM49 164H48V165H49ZM192 164H193V165H196V167H198V168H196L195 170H193V168H192ZM200 164H201V165H200ZM245 164H246V162H245ZM260 164H261V162H260ZM14 165H15V164H14ZM39 165H40V167L38 168ZM61 165H62V166H61ZM218 165H217V166H218ZM234 165H233V166H234ZM239 165H240V166H239ZM258 165H259V164H258ZM79 166L83 167L81 164H80ZM217 166H216V167H217ZM221 166H222V167H221ZM237 166H238V168H236ZM255 166H256V164H255ZM261 166H262V164L260 165V168H261ZM77 167H76V168H77ZM193 167H195V166H193ZM206 167H207V166H205V168H206ZM209 167H211V166H208V168H209ZM223 167H224V169H223ZM239 167H241V168L239 169ZM263 167H264V164H263ZM263 167H262V169H263ZM57 168H59V170H58ZM139 168H140V167H139ZM154 168H155V167H154ZM184 168H183V169H184ZM205 168L203 167L204 171H205ZM208 168H206V169H208ZM228 168H229V167H228ZM232 168H233V169H232ZM246 168H247V167H246ZM256 168H257V166H256ZM38 169H39V170H38ZM60 169H62V170H60ZM93 169H94V168H92L91 171H93ZM109 169H110V168H109ZM209 169H210V168H209ZM217 169H219V168L217 167ZM236 169L239 170V171H237ZM250 169H251V168H250ZM257 169H259V167H258ZM257 169H253L252 171L257 170ZM262 169H261V170H262ZM42 170H43V169H42ZM56 170H57V171H56ZM154 170H155V169H154ZM235 170H236V171H235ZM55 171H56V173H57V172H58V173L60 172L61 174L59 173V175H58V173H57V174L54 173ZM227 171H228V170H227ZM252 171H251V172H252ZM258 171H259V170H258ZM262 171H264V170H262ZM34 172H35V173H34ZM89 172H90V171H89ZM89 172H88V173H89ZM238 172H239V173H238ZM249 172H250V171H249ZM255 172H256V171H255ZM38 173L41 175L40 177H39ZM50 173H51V174H50ZM196 173H197V174H196ZM253 173H254V172H253ZM257 173H259V172H257ZM36 174H37V175H36ZM49 174H50V176L53 175V176H52L53 178H51L50 176H48ZM55 174H56V175H55ZM90 174H91V172H90ZM140 174H141V173H140ZM188 174H189V173H188ZM35 175L37 176V178H35V177H36ZM54 175H55V177H54ZM183 175H185V176H183ZM195 175H193V176H195ZM141 176H142V175H141ZM191 176H192V175H190V179H189L190 182H189V181L187 182V179H185V180H184V183L182 182V184L180 183V181H177L178 183H176L175 181H173L174 179H171V178H170L169 180L166 179V181H167V180H168V181H167L166 183H164V184H165V187H164L163 189H160V190H161V191L171 190V193H168L169 195H171L172 192H173L174 190H176L178 187H180V185H181V187H182V186H185L186 184H187V185L190 184L189 186H187L188 189H191L192 187L194 188V186H195V184H194L195 181H193V180H195V178H194L193 176H192V177H191ZM232 176H233V175H232ZM33 177H34L35 179H33ZM169 177H170V176H169ZM38 178H40V179L38 180ZM50 178H51V179H50ZM166 178H167V177H166ZM172 178H174V177H172ZM191 178H192V180H191ZM193 178H194V179H193ZM37 180H38V181H37ZM34 181H35V182H34ZM45 181H46V180H45ZM185 181H186V182H185ZM192 181H193V182H192ZM33 182H34V183H33ZM50 182H51V183H50ZM141 182H142V180H141ZM37 183H38V184H37ZM179 183H180V184H179ZM185 183H186V184H185ZM33 184H37V185H34V186H36V187L38 186V188H40V189L35 188V190H34V188H33ZM41 184H42V185H41ZM6 185H7V184H6ZM50 185H49V186H50ZM178 185H179V186H178ZM191 185H192V187H191ZM4 186H5V185H4ZM13 186H16V185H13ZM13 186L11 185L12 188H13ZM18 186H19V185H18ZM224 186H225V185H224ZM46 187H42V188L45 189ZM187 187L182 188V189L184 190V189H186ZM189 187H191V188H189ZM7 188H8V186H7ZM31 188H32V189H31ZM48 188H49V189H48ZM172 188H175V189H172ZM182 189H181V190H182ZM149 190H150V189H149ZM178 190H180V188H178ZM4 191H5V190H4ZM9 191H11V190L9 189ZM12 191H14V189H13ZM33 191H31V192L34 193ZM54 191H55V192H54ZM102 191H104V190H102ZM141 191H142V190H141ZM141 191H140V192H141ZM147 191H148V190H147ZM152 191H154V190H151L150 192H152ZM36 192H37V191H36ZM97 192H99V191H97ZM97 192H96V195H97ZM104 192H105V191H104ZM104 192H102L101 194H104V195H105V194L107 193V192H105V193H104ZM112 192H113V191H112ZM112 192H111V193H112ZM114 192L116 193V191H114ZM114 192H113V193H114ZM119 192H120V191H119ZM136 192H137V191H136ZM168 192H169V191H168ZM14 193H15V191H14ZM14 193L12 192V193H10L11 195H5L6 198L8 197L9 199L6 200L8 203H7V202L4 203V204H7V205H8V207H6L7 205H6L5 207H3L4 209L7 208V210L10 211L11 208H12V207H10V205L13 206V207H17V208H18L19 205H17L16 202H15V204H14V202H13L14 200L12 201V199H13L14 197H17V196H14ZM39 193H42V190H41ZM39 193H38V194H39ZM51 193H50V192H49V194H48V192L45 193V190H44V191H43V194H42L43 196H40V198L42 197V199H44V200H45V199H50V197L52 196ZM90 193H93V191H92V192L90 191ZM144 193L147 194V196L149 195V196H148V197H149L148 199H150V194H149V192L146 193V192L144 191ZM154 193H155V191H154ZM154 193H153V194H154ZM6 194H8V192H7ZM28 194H27L26 196H28ZM50 194H51V195H50ZM93 194H94V193H93ZM153 194H151V196H152ZM156 194H157V193H156ZM156 194L153 195V196H157ZM19 195H20V194H19ZM25 195H24V196H25ZM33 195H34V194H33ZM36 195H37V194H36ZM40 195H41V194H40ZM87 195H88V193H87ZM136 195H139V194L136 193ZM140 195H141V194H140ZM140 195H139V196H140ZM165 195H166V193H165ZM165 195H164V196H165ZM20 196H21V195H20ZM29 196H31V195H29ZM29 196H28V197H29ZM38 196H39V195H37V197H38ZM97 196H98V195H97ZM99 196H101V195H99ZM106 196H107V195H106ZM106 196H105V197H106ZM120 196H121V195H120ZM153 196H152V197H153ZM164 196H163V197H164ZM21 197H22V196H21ZM21 197L19 198V196H18V197H17V200H16V198H14V199H15V201H18V198H19L20 201H21V199L23 198V197H22V198H21ZM28 197H26V198H28ZM32 197H33V196H31L30 198H32ZM37 197L35 198L36 200L33 198L32 201L35 200V202L37 203V201H38V200H37ZM90 197H91V196H90ZM92 197H94V196H92ZM107 197L109 198V195H108ZM137 197H138V196L133 197L132 201L135 200V198H136V200H137V199H138ZM152 197H151V198H152ZM163 197H161V198H163ZM171 197H172V196H171ZM3 198H4V197H3ZM24 198H25V197H24ZM99 198H100V197H99ZM108 198H107V199H108ZM139 198H140V197H139ZM153 198H154V197H153ZM153 198H152V199H153ZM161 198L159 197L160 200H162ZM168 198H169V197H168ZM0 199H1V197H0ZM4 199H5V198H4ZM86 199H87V198H86ZM92 199H93V198H92ZM110 199H111V198H110ZM156 199H158V197H157ZM156 199H155V201H156ZM2 200H3V199H2ZM95 200H97V199L95 198ZM99 200H100V199H99ZM102 200H103V199H102ZM102 200H100V201H102ZM105 200H106V199H104V201H105ZM111 200H112V199H111ZM111 200H109V201H111ZM118 200H119V199H118ZM126 200H127V199H126ZM139 200H140V199H139ZM142 200L144 201V197H143ZM150 200H151V199H150ZM165 200H166V199H165ZM184 200H185V199H184ZM26 201H27V200H26ZM29 201H30V200H29ZM39 201H42V200H39ZM113 201H115V200H113ZM130 201H131V200H130ZM162 201H163V200H162ZM166 201H167V200H166ZM170 201L173 203V202H174V199L171 198ZM4 202H5V201H4ZM10 202H11V203H10ZM24 202H25V201H24ZM86 202H87V201H86ZM97 202H98V200H97ZM118 202H119V201H118ZM136 202H137V201H136ZM152 202H153V201H152ZM163 202H165V201H163ZM167 202H168V201H167ZM171 202H170V203H171ZM9 203H10V204H9ZM12 203H13L14 205H16V206H14ZM29 203H30V202H29ZM111 203H112V202H111ZM115 203H116V202H115ZM141 203H142V202H141ZM144 203H146V202H144ZM148 203H149V202H148ZM22 204H23V206L25 205L24 203H22ZM22 204H21V205H22ZM26 204H27V206H29L28 202H27ZM87 204H88V203H87ZM101 204H102V203H101ZM107 204H108V203H107ZM112 204H113V203H112ZM116 204H117V203H116ZM155 204H156V203H155ZM158 204H161V201H160V202L158 201ZM158 204H157V206L159 207ZM162 204H163V203H162ZM165 204H166V202H165ZM96 205H97V204H96ZM118 205H119V204H118ZM121 205H123V203H122ZM143 205H144V204H143ZM2 206H3V205H2ZM2 206H0V207H1L0 209L3 210ZM23 206H22V207H23ZM27 206H26V207H27ZM94 206H95V205H94ZM94 206H93V207H94ZM109 206H110V205H109ZM152 206H153V205H152ZM161 206H162V205H161ZM22 207H19V208H22ZM98 207H99V206H98ZM102 207H103V205H102ZM111 207H112V206H111ZM87 208H88V206H87ZM95 208H97V207L95 206ZM99 208H100V207H99ZM113 208H114V207H113ZM142 208H143V207H142ZM105 209H106V208H104V210H105ZM144 209H145V208H144ZM94 210H95V209H94ZM117 210H118V208H117ZM120 210H122V209H120ZM11 211H13V210H11ZM11 211H10V213H13V212H11ZM14 211H15V210H14ZM97 211H98V210H97ZM109 211H110V210H109ZM6 212H7V211H6ZM105 212H106V211H105ZM134 212H135V211H134ZM134 212H133V213H134ZM137 212H139V211H137ZM137 212H135V213H137ZM4 213H5V212H4ZM10 213L7 212V214H10ZM110 213H111V212H110ZM139 213H140V212H139ZM5 214H6V213H5ZM90 214H91V213H90ZM143 214H144V213H143ZM143 214H142V215H143ZM128 215H129V214H128ZM136 215H137V214H135V216H136ZM100 216H101V215H100ZM107 216H108V215H107ZM110 216H111V215H110ZM133 216H134V215H133ZM133 216H132V217L129 216V217H131V218L134 219ZM139 217H140V214H139ZM100 218H101V217H100ZM135 218H136V217H135ZM92 219H93V218H92ZM141 219H142V218H141ZM9 220H10V219H9ZM100 220H102V219H100ZM114 220H115V219H114ZM142 221H143V220H142ZM107 222H108V221H107ZM131 222H132V221H131ZM135 222H137V220H136ZM135 222H134V223H135ZM104 224H105V223H104ZM114 224H115V223H114ZM131 224H132V223H131ZM131 224H130V225H131ZM105 225H106V224H105ZM118 225H119V224H118ZM118 225H117V226H118ZM137 225H139V224H137ZM135 226H136V225H135ZM105 227H107V226H105ZM110 227H111V226H110ZM132 227H133V226H132ZM136 228H137V226H136ZM138 228H139V227H138ZM141 228H143V227H141ZM129 229H131V228H129ZM116 230H117V228H116ZM119 230H123V229H119ZM139 230H141V229H139ZM145 230H146V229H145ZM133 231H135V230H133ZM114 232L117 233L116 231H114ZM122 232H123V231H122ZM125 233H126V232H125ZM141 234H142V233H141ZM143 234H144V233H143ZM145 234H146V232H145ZM145 234H144V235H145ZM147 234H148V233H147ZM124 235H125V234H124ZM126 235H127V234H126ZM126 235H125V236H126ZM111 236H112V234H111ZM132 236H133V235H132ZM147 236H148V235H147ZM111 238H112V237H111ZM134 238H137V237H134ZM113 239H114V238H113ZM131 239H132V238H131ZM142 239H143V238H142ZM114 240H115V239H114ZM133 240H134V239H133ZM144 241H145V240H144ZM143 243H144V242H143ZM145 243H146V242H145ZM145 243H144V244H145ZM146 244H147V243H146ZM145 246H146V245H145ZM254 246H255V245H254ZM146 247H147V246H146ZM226 248H228V246H227ZM143 249H144V247H143ZM249 249H250V248H249ZM249 249H242V250H241L240 248H238L237 246H235L234 248H231V249L228 250V251H223L222 253L218 251V253H217L216 255H215V254L211 255V252H210V253L208 252V253H209V257H207L208 254L205 255V254H204V251H203L202 254H204V255H202V254L200 253L201 258H202V256H203V257L205 256L206 258L204 257L205 259L203 258V259H201V260L199 261V263H197V262H198V261H197L195 264H264V253H261L260 255H255V254H253L252 252L250 253L249 251H251V250H249ZM0 251H1V250H0ZM147 251H148V250H147ZM147 251H146V252H147ZM196 251H197V250H196ZM196 251H194V252H196ZM216 251H217V250H216ZM221 251H222V249H221ZM263 251H264V250H262L261 252H263ZM144 252H145V251H144ZM200 252H201V251H200ZM213 252H214V251H213ZM11 253H12V252H11ZM196 253H197V252H196ZM146 254H147V253H146ZM193 254H195V253H193ZM193 254H191L190 256H192ZM198 254H199V252H198ZM256 254H257V253H256ZM11 255H12V254H11ZM251 255H252V256H251ZM254 255H255V256H254ZM253 256H254V257H253ZM6 257H7V256H6ZM9 257H10V256H9ZM193 257H194V258L192 259V257H191V259L193 260V262H195V261H194L195 256L193 255ZM198 257H199V255H198ZM210 257H213V258H210ZM3 258H5V257L3 256L2 258H0V261H1V260L4 261ZM57 258H58V257L56 256V259H57ZM196 258H197V257H196ZM207 258H209V259H207ZM5 259H6V258H5ZM189 259H190V257H189ZM7 260H9V259H7ZM58 260H60V259H58ZM130 260H131V259H130ZM192 260L188 261L189 264H190V262H191V264L193 263ZM2 264H7V263H6V262H5V263L2 262ZM9 264H10V263H9ZM11 264H13V263L11 262ZM29 264H30V263H29ZM56 264H58V263H56Z\"/></svg>",
	"mask_w": 264,
	"mask_h": 264
},
{
	"label": "crops",
	"instance_id": "3",
	"mask_svg": "<svg viewBox=\"0 0 264 264\" xmlns=\"http://www.w3.org/2000/svg\"><path fill=\"white\" fill-rule=\"evenodd\" d=\"M110 66L107 55L92 40L66 37L52 43L39 56L34 87L41 101L54 113L66 117L86 116L110 97L113 90Z\"/></svg>",
	"mask_w": 264,
	"mask_h": 264
}]
</instances>
